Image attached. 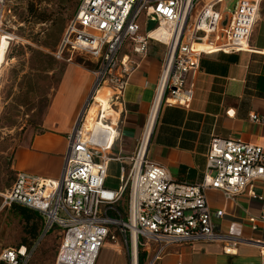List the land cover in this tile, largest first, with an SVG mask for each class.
<instances>
[{"label": "built area", "instance_id": "1", "mask_svg": "<svg viewBox=\"0 0 264 264\" xmlns=\"http://www.w3.org/2000/svg\"><path fill=\"white\" fill-rule=\"evenodd\" d=\"M262 0H78L76 10L51 52L58 61L75 56L93 64L94 80L74 126L59 178H45L18 171L0 193L2 207L21 205L42 216L43 237L56 230L59 243L54 264H94L104 242L122 238L128 264H155L169 246L194 242H221L232 253L241 242L255 244L264 259V239L227 234L217 229L206 192L215 190L226 200L240 194L258 200V212L249 215L252 231L264 230V146L239 138L210 139L206 164L199 181L173 180L167 169L148 158L150 137L162 105L187 106L194 93L188 81L196 73L202 54L255 50L250 44ZM142 18L146 29L140 33ZM15 19L8 0H0V32ZM161 31L160 36L154 35ZM150 41L163 44L165 53L146 120L134 151L124 158L112 151L117 116L131 61L120 55L126 43L145 54ZM206 44L211 48L199 47ZM108 88L105 102L90 110L101 88ZM249 119L263 122L252 112ZM111 161L121 166L116 189L104 185ZM123 205V208L121 206ZM39 238V239H40ZM39 240L30 247H1L0 264H29ZM264 264V263H263Z\"/></svg>", "mask_w": 264, "mask_h": 264}, {"label": "crops", "instance_id": "2", "mask_svg": "<svg viewBox=\"0 0 264 264\" xmlns=\"http://www.w3.org/2000/svg\"><path fill=\"white\" fill-rule=\"evenodd\" d=\"M250 44L254 49L264 48V0L260 4ZM211 48L204 46L205 50ZM164 53L165 46L155 41L149 42L145 54L133 52L129 43L120 52V55L128 56L132 69L127 75L121 105L114 110L117 131L112 151L124 158L134 151L144 126ZM66 63L42 119L41 131L24 137L12 151L10 169L14 175L26 171L45 178L60 176L67 147L66 136L74 126L94 80L92 69L73 61ZM188 81L194 83L191 102L187 106L162 105L150 137L148 158L164 166L173 180L193 184L201 178L212 137L239 138L264 146V55L255 50L202 54L198 71L190 73ZM99 101L97 105H100ZM252 112L263 117V122L251 121L249 115ZM89 117H92L91 110ZM112 165L117 168L118 184L112 188L116 189L120 184V168L129 163L111 161L108 171ZM108 179L107 172L104 185ZM256 189L264 193V182L258 183ZM206 197L211 211L224 212L222 218H213L217 229L231 235L264 239V230L252 231L248 221L249 215L256 214L260 208L258 200L246 194H240L235 200H226L215 190L207 191ZM39 217L38 245L43 228L42 216ZM223 246L216 241L175 244L169 246L155 264L264 263L253 243L241 242L232 253H225ZM94 264H128L127 248L122 238H108Z\"/></svg>", "mask_w": 264, "mask_h": 264}, {"label": "rangeland", "instance_id": "3", "mask_svg": "<svg viewBox=\"0 0 264 264\" xmlns=\"http://www.w3.org/2000/svg\"><path fill=\"white\" fill-rule=\"evenodd\" d=\"M77 1L8 0L15 19L0 32V192L5 191L14 177L10 169L14 148L24 137L41 131L42 119L67 63L55 59V65L48 63L45 70L35 67L38 66V58L45 61L44 55L51 56L65 25L74 14ZM234 1L227 0L228 7L232 8ZM38 14H45V19H37ZM139 22L141 34L152 27V23L145 27L142 18H139ZM37 52H41L44 57H38ZM73 62L93 68V64L86 58L75 56ZM104 89H100L97 94L91 116L94 115L98 100L104 103L107 98L109 89ZM106 115L114 117L111 111ZM108 174L105 186L116 187L118 181L115 165L109 168ZM1 204L0 196L1 247L17 246L21 241L30 243L33 238L27 229L31 226H37L38 235L41 233L39 219L26 223L16 208L12 205L2 208ZM58 243L57 231L43 236L29 264H54Z\"/></svg>", "mask_w": 264, "mask_h": 264}, {"label": "trees", "instance_id": "4", "mask_svg": "<svg viewBox=\"0 0 264 264\" xmlns=\"http://www.w3.org/2000/svg\"><path fill=\"white\" fill-rule=\"evenodd\" d=\"M77 3H78V1H77ZM76 7H77V5H76ZM75 10H76V8H75ZM36 18L39 19V20H44L45 19V14H38V16ZM37 55H38V57L43 56L41 52H37ZM44 56L46 57V60L45 61L47 63H45L44 60H41L40 58H38L39 59L38 60L39 61L38 62V66H36L35 69L45 70L46 67H47V65H48V63L50 65L52 64V66L55 65L54 64L55 63V61H54L55 58L52 56V54H51V56H47V55H44ZM43 63H45L46 65H44ZM12 207H14V208L17 209L19 215L23 218V220L26 223H29L30 221H33V219H39V220H41V217H39L40 215L37 212H35V211L29 210L28 208L23 207V206H17L16 204H12ZM27 231L29 232L30 236L33 239L28 244L25 243V242H23V241H21L19 245H25L27 247H30L36 241V239L38 237L37 226H31L30 228L27 229ZM19 245H17V246H19ZM139 263L140 264H143V253H140V255H139Z\"/></svg>", "mask_w": 264, "mask_h": 264}, {"label": "bare ground", "instance_id": "5", "mask_svg": "<svg viewBox=\"0 0 264 264\" xmlns=\"http://www.w3.org/2000/svg\"><path fill=\"white\" fill-rule=\"evenodd\" d=\"M160 33H161V31H156V32L154 33V35L160 36ZM2 37L5 38L6 35H3ZM2 37H1V38H2ZM7 38H8V37H7ZM204 46H207V45H206V44H200V45H199V47L202 48V49H204ZM204 50H205V49H204ZM101 89H102V88H101ZM107 89H108V88H107ZM99 91H100V90H99ZM97 94H98V93H97ZM95 99H97V95H96ZM102 103H103V102H101V104H102Z\"/></svg>", "mask_w": 264, "mask_h": 264}]
</instances>
